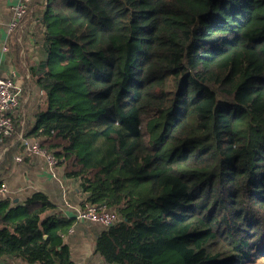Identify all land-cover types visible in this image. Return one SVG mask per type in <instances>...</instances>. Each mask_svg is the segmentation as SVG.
<instances>
[{
  "label": "trees",
  "instance_id": "16d2710c",
  "mask_svg": "<svg viewBox=\"0 0 264 264\" xmlns=\"http://www.w3.org/2000/svg\"><path fill=\"white\" fill-rule=\"evenodd\" d=\"M36 2L50 57L31 68L43 98L25 138L119 213L104 263L264 264V0ZM9 205L0 261L75 264V219L43 193Z\"/></svg>",
  "mask_w": 264,
  "mask_h": 264
},
{
  "label": "crops",
  "instance_id": "0c3cea01",
  "mask_svg": "<svg viewBox=\"0 0 264 264\" xmlns=\"http://www.w3.org/2000/svg\"><path fill=\"white\" fill-rule=\"evenodd\" d=\"M21 0H0V78H12L18 87L21 105V132L11 143L1 144L0 164L12 155L16 144H22L29 125L34 123L41 110L43 92L31 73L37 75L46 71L50 57L43 38V27L37 21L38 3L33 4L26 18L14 30L13 7ZM7 47V50L3 49ZM18 103V104H19ZM17 107L12 111L15 114ZM10 173L3 179L8 193L2 201L9 200V208L20 206L36 193L48 196L54 205L49 213L75 219L73 228L65 237L71 258L75 264H105L96 250V241L105 227L89 221L78 220L77 215L85 207L87 194L83 191L81 179L66 176L63 166L48 164L46 157L23 150L11 165ZM0 264H28L20 258L4 257Z\"/></svg>",
  "mask_w": 264,
  "mask_h": 264
},
{
  "label": "built area",
  "instance_id": "2783aa9c",
  "mask_svg": "<svg viewBox=\"0 0 264 264\" xmlns=\"http://www.w3.org/2000/svg\"><path fill=\"white\" fill-rule=\"evenodd\" d=\"M33 0H21L13 7V20L10 23V29L14 30L18 25L26 18L29 7ZM7 50V47L3 49ZM19 91L12 78H0V140L3 137L12 136L14 133V124L12 118V111L18 106L19 103ZM25 150L32 154H38L46 157L47 162L51 166L57 164V160L53 154H49L42 149L37 142H30L26 138L23 140ZM8 193V187L5 183L0 184V202L4 196ZM78 220L89 221L97 223L105 228L116 224L120 217L116 210L107 208H97L90 204H87L85 209L81 210L77 215Z\"/></svg>",
  "mask_w": 264,
  "mask_h": 264
}]
</instances>
